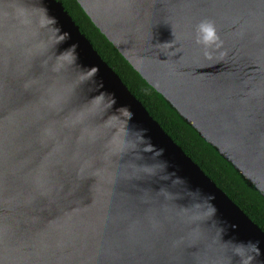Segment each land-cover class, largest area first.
<instances>
[{
    "label": "water",
    "instance_id": "95a60500",
    "mask_svg": "<svg viewBox=\"0 0 264 264\" xmlns=\"http://www.w3.org/2000/svg\"><path fill=\"white\" fill-rule=\"evenodd\" d=\"M75 1L264 198V0ZM0 264H264V232L56 0H0Z\"/></svg>",
    "mask_w": 264,
    "mask_h": 264
},
{
    "label": "trees",
    "instance_id": "16d2710c",
    "mask_svg": "<svg viewBox=\"0 0 264 264\" xmlns=\"http://www.w3.org/2000/svg\"><path fill=\"white\" fill-rule=\"evenodd\" d=\"M59 1L80 32L101 59L117 74L130 93L144 106L151 118L178 145L200 170L264 232V198L199 135L187 125L133 71L104 36L92 25L75 0Z\"/></svg>",
    "mask_w": 264,
    "mask_h": 264
},
{
    "label": "clouds",
    "instance_id": "9594fccd",
    "mask_svg": "<svg viewBox=\"0 0 264 264\" xmlns=\"http://www.w3.org/2000/svg\"><path fill=\"white\" fill-rule=\"evenodd\" d=\"M196 43L205 49L206 59L212 60V53L222 47L214 22L204 19L196 25Z\"/></svg>",
    "mask_w": 264,
    "mask_h": 264
}]
</instances>
